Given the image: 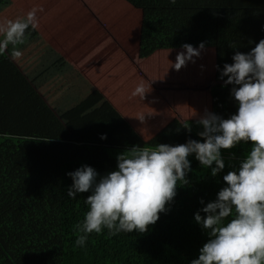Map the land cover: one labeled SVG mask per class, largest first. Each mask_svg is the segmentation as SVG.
<instances>
[{
  "label": "trees",
  "instance_id": "16d2710c",
  "mask_svg": "<svg viewBox=\"0 0 264 264\" xmlns=\"http://www.w3.org/2000/svg\"><path fill=\"white\" fill-rule=\"evenodd\" d=\"M129 1L144 12L158 10L165 14L167 8L161 7L171 4L170 0ZM241 1L250 3V0H175L173 6L177 9L169 10L175 13L169 15L175 23H171V28L178 32L174 46L181 49V45L190 44L195 48L203 42L204 48H214L213 75L217 84L209 94L213 106L210 111L225 119L235 114L236 105L230 96L231 86L222 87L219 72L225 63L232 62L235 52L247 53L264 39L256 23L238 19L237 15L248 8L237 6L245 8L238 12L236 5L225 7ZM224 8L230 9V18ZM227 17L234 19V24L222 21ZM196 121L174 118L158 131L143 136L131 117L109 107L95 113L75 141L70 137H48L47 132L40 136L0 134V264H190L207 239L193 220V214L203 207L199 201L206 204L215 199L224 186L222 176L238 167L250 150L249 145L222 150L225 168L215 177L189 156L188 183L177 186L172 203L166 205L167 211L159 214L156 223L143 234L133 231L109 236L107 230H102L100 234H90L84 247H76L74 225L87 211L84 198L89 193L79 194L75 199H69L65 193L71 185L66 173L83 165L102 176L115 170L116 157L133 146L153 149L158 144L199 140L197 133L202 129ZM101 134L107 138L101 140Z\"/></svg>",
  "mask_w": 264,
  "mask_h": 264
},
{
  "label": "rangeland",
  "instance_id": "374dc122",
  "mask_svg": "<svg viewBox=\"0 0 264 264\" xmlns=\"http://www.w3.org/2000/svg\"><path fill=\"white\" fill-rule=\"evenodd\" d=\"M122 1L46 0V10L49 11V7L52 11L59 10L57 16L44 15L42 10L27 12L34 4L27 0L25 3H18V0L0 3V134L33 133L40 136L47 132L48 137H70L75 141L92 120L94 115L91 114L114 107L131 117L139 133L147 136L174 118L199 120L210 109L213 110L210 91L217 84L213 75L214 51L201 53L199 65L189 62L179 71L173 70L170 64L174 63L176 52L172 48L178 32L171 28L174 20L169 15L175 14L170 11L177 8L171 3L161 7L167 8V14L158 10L145 12L141 23L137 17L116 25L113 21L119 16L113 14L121 12L117 7ZM21 5L27 14L16 16L8 12V9H18ZM35 5L39 6L37 2ZM232 5L248 8L237 15L239 20L256 23L260 29L264 27V0L241 1L225 7ZM244 9L237 8V11L243 12ZM224 10L230 18V9ZM252 11H256L255 14ZM74 12H82L76 17L78 22L87 16L81 26L83 35L91 41L93 50L104 47L103 51L108 55L105 61H93L94 55L98 54L88 50L86 57L79 61V56L87 49V42L72 33L76 31L78 22L66 27ZM155 14L161 17L157 18ZM148 19L152 24L151 30ZM229 20L233 23L234 19L227 17L222 21L228 24ZM17 22L24 23L26 27L19 36L13 34L9 37L11 26ZM3 31L6 34H1ZM63 38L70 40L78 51L71 53V48L68 50L64 43L62 45ZM141 46L144 47L143 52ZM209 49L214 50L212 47ZM111 60H114L113 64ZM100 67L102 69L98 71ZM61 74L56 88L52 82ZM126 75L131 82L123 80ZM140 84L145 89L143 99L132 96ZM95 87L101 92L95 91ZM41 160L44 161L43 157Z\"/></svg>",
  "mask_w": 264,
  "mask_h": 264
},
{
  "label": "clouds",
  "instance_id": "9594fccd",
  "mask_svg": "<svg viewBox=\"0 0 264 264\" xmlns=\"http://www.w3.org/2000/svg\"><path fill=\"white\" fill-rule=\"evenodd\" d=\"M25 27L13 24L9 37L19 36ZM203 49V42L195 48L181 45L171 68L179 71L194 63ZM231 61L218 78L222 87L231 86L236 112L226 119L206 112L196 121L202 129L199 140L153 149L133 146L116 157L115 170L102 176L86 165L66 173L71 179L65 193L69 199L89 193L84 198L87 211L74 225L76 247H84L90 234L102 230L109 236L145 233L167 211L177 186L188 183L189 156L215 177L225 168L222 150L245 144L250 150L238 167L222 176L224 186L215 199L199 201L203 207L193 214L207 239L190 264H264V39L247 53L235 52ZM144 93L140 84L132 96L143 99ZM106 138L100 135L101 140Z\"/></svg>",
  "mask_w": 264,
  "mask_h": 264
},
{
  "label": "crops",
  "instance_id": "0c3cea01",
  "mask_svg": "<svg viewBox=\"0 0 264 264\" xmlns=\"http://www.w3.org/2000/svg\"><path fill=\"white\" fill-rule=\"evenodd\" d=\"M7 2H9V0H6ZM28 1V3H30V2H32V3H34V4H32L29 8H28V10H27V12H29V11H31V12H35V13H37L36 11H38V10H42L43 12H44V15H55L56 14V16L58 15V12H59V10H54V11H52V7H49V11H47L46 10V0H27ZM115 2L116 3V0H102V3H108V2ZM124 1V2H123ZM122 2H121V4H120V6L119 7H117V5H116V7L121 11V12H115L113 15H117V16H119V19L118 20H115V21H113V23L114 24H116V25H120V24H123V23H126V22H128V20L129 19H136L137 17L140 19V22L139 23H141L142 22V18L144 17L145 18V16H143V14L145 13L140 7H136V6H134L133 4H132V2H130L129 0H123ZM4 2V0H0V3H3ZM7 2H4V3H7ZM38 3V5L39 6H36L35 5V3ZM18 3H25V0H23V1H21V0H18ZM116 8H114V10H115ZM9 11L8 12H11L12 14H15L16 16H18V14H20V13H22V14H27V12L25 13V10H24V6L23 5H21V7L20 8H18V9H14L13 10V8L12 9H8ZM114 10L112 11V12H114ZM125 11V12H124ZM76 13V14H75ZM78 12H74V16L71 18V21H70V24L69 25H67L66 27H69L70 25H74V24H76L78 21H77V19H76V17L79 15V14H81L82 12H79L78 14H77ZM9 14V13H8ZM40 15V17H45V16H43V15H41V14H39ZM26 16V15H25ZM5 17H7V16H5ZM84 17V20H86L87 19V16H83ZM84 20H80V22H78L77 24H76V26H75V29H76V31H74V32H72L73 34H74V37H78V38H80V40L81 41H84V42H87L86 43V47H87V49H85V51L82 53V55H80L79 56V61L81 60V59H83L84 57H86V55H87V52L88 51H90V52H93L94 54H98V55H94V57L95 58H93L92 60L94 61L95 60V62L96 61H105L106 59H107V57H108V55H106V53H104V51H103V48H101V50L99 49V50H93L92 48H91V41H88L87 39H86V37L83 35L84 34V32L82 31V29H81V26L83 25V23H84ZM6 23V22H5ZM140 25V24H139ZM152 24H151V22H150V25H149V29L151 30V28H152V26H151ZM140 29V27L138 28V30ZM4 30H6L7 31V29L6 28H4ZM73 30V29H72ZM71 30V31H72ZM70 31V32H71ZM137 33V32H136ZM138 33H139V31H138ZM1 34H6V32L5 31H3V33H1ZM139 35V34H138ZM71 41L70 40H66L65 38H63V42H62V45H63V43H64V46L69 50V48H71L70 49V52L71 53H76V51H78L77 49H76V46H72V44L70 43ZM137 42V41H136ZM88 44V45H87ZM61 45V44H60ZM54 47H58V46H56V45H53ZM144 47L142 46V50H144L143 49ZM179 48V47H178ZM176 46L174 47V48H172V51H175L176 53L175 54H177V52L178 51H180L181 49H178ZM88 50V51H87ZM210 50L211 49H209V48H204L203 49V51L201 52V53H203V54H205L206 52H209L210 53ZM124 51H125V49H124ZM134 52H136L135 50H134ZM211 54V53H210ZM115 56V55H114ZM65 59H67V58H65ZM113 59H115V58H113ZM77 60V59H76ZM77 62H78V60H77ZM113 62H114V60H111V64H113ZM190 63H192V62H190ZM190 63H188V64H190ZM194 63H196V65H199V60L198 61H196V62H194ZM193 63V64H194ZM58 64V63H57ZM193 64H191V65H193ZM76 68H78V67H76ZM78 69H80V68H78ZM100 69H102L101 67L98 69V71H100ZM56 73V72H55ZM61 77H62V74H61V76H59L57 79H54V81L52 82L53 83V85H54V87H56V88H58L59 87V84H60V81H61ZM200 78V77H199ZM125 82H131V81H129V80H131V78L130 77H127V75L124 77V79H123ZM207 88H209V87H207ZM94 90L95 91H99V92H101V90L99 89V88H94ZM207 91V90H206ZM209 94V93H208ZM141 103H143V101L141 102ZM139 104V105H138ZM138 106L140 107V102H138ZM211 112V111H210ZM76 114V113H75ZM75 114H72V115H74L75 116ZM89 114H91V113H89ZM95 113H93V114H91V115H94ZM134 122V121H133Z\"/></svg>",
  "mask_w": 264,
  "mask_h": 264
}]
</instances>
